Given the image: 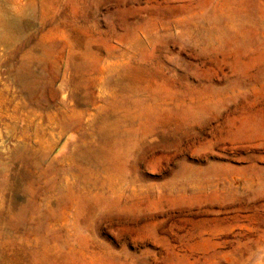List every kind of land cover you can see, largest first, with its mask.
Here are the masks:
<instances>
[{
	"label": "rangeland",
	"instance_id": "rangeland-1",
	"mask_svg": "<svg viewBox=\"0 0 264 264\" xmlns=\"http://www.w3.org/2000/svg\"><path fill=\"white\" fill-rule=\"evenodd\" d=\"M0 264H264V0H0Z\"/></svg>",
	"mask_w": 264,
	"mask_h": 264
},
{
	"label": "bare ground",
	"instance_id": "bare-ground-1",
	"mask_svg": "<svg viewBox=\"0 0 264 264\" xmlns=\"http://www.w3.org/2000/svg\"><path fill=\"white\" fill-rule=\"evenodd\" d=\"M3 14H5V13H3ZM2 16V15H1ZM5 16H7V15H5ZM16 16V15H15ZM25 17V16H24ZM44 26V25H43ZM32 33V32H31ZM7 35V34H6ZM6 43V42H5ZM111 100V99H110ZM108 132V131H107ZM98 155V154H97ZM104 155H105V153H104ZM108 156V155H107ZM54 223V222H53Z\"/></svg>",
	"mask_w": 264,
	"mask_h": 264
}]
</instances>
